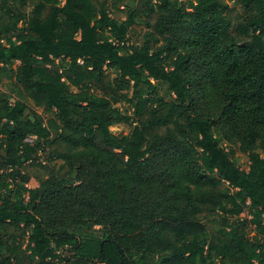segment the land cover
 I'll use <instances>...</instances> for the list:
<instances>
[{
	"label": "trees",
	"instance_id": "trees-1",
	"mask_svg": "<svg viewBox=\"0 0 264 264\" xmlns=\"http://www.w3.org/2000/svg\"><path fill=\"white\" fill-rule=\"evenodd\" d=\"M0 264H264V0H0Z\"/></svg>",
	"mask_w": 264,
	"mask_h": 264
},
{
	"label": "rangeland",
	"instance_id": "rangeland-1",
	"mask_svg": "<svg viewBox=\"0 0 264 264\" xmlns=\"http://www.w3.org/2000/svg\"><path fill=\"white\" fill-rule=\"evenodd\" d=\"M121 18H123V15H121ZM140 31V30H138ZM132 40H135V38L133 37ZM166 88L164 87L163 93H165ZM121 109L123 111H127L128 110V106L126 105H121L120 106ZM31 109H34L33 105L30 106ZM37 113L42 114V110L41 109H36ZM30 111H28L29 113ZM113 131V133L117 134V135H127L130 132V127L126 124H120V125H116L114 127H112L111 129ZM236 158L238 161V164L245 170H248L249 167V160H248V156L243 154L241 151L237 150L236 153ZM31 174L36 175L37 173H42L41 170H39V167L34 166L30 169ZM30 186H38V182L36 181L35 178H32L30 184ZM242 217H247V213H244L242 215ZM98 229V228H97ZM250 231V229L248 230ZM251 237L255 235L254 232L250 231L249 234Z\"/></svg>",
	"mask_w": 264,
	"mask_h": 264
}]
</instances>
